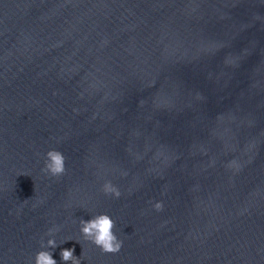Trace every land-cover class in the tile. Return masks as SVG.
Returning a JSON list of instances; mask_svg holds the SVG:
<instances>
[{
    "label": "water",
    "instance_id": "1",
    "mask_svg": "<svg viewBox=\"0 0 264 264\" xmlns=\"http://www.w3.org/2000/svg\"><path fill=\"white\" fill-rule=\"evenodd\" d=\"M99 214L117 253L81 232ZM73 247L264 264V0H0V264Z\"/></svg>",
    "mask_w": 264,
    "mask_h": 264
},
{
    "label": "clouds",
    "instance_id": "2",
    "mask_svg": "<svg viewBox=\"0 0 264 264\" xmlns=\"http://www.w3.org/2000/svg\"><path fill=\"white\" fill-rule=\"evenodd\" d=\"M45 167L42 171L50 173L52 176H60L65 172V157L62 152L58 150H50L46 154ZM103 191L106 194H113L116 198H119L121 193L117 187L111 182L104 185ZM157 211L163 210V203L157 202L154 205ZM81 232L84 238L91 241L97 247L105 253H117L120 251L123 245V241L118 238L114 232L116 227L115 221L108 214H99L94 216L91 220H80ZM52 229L49 230V235L52 233ZM56 240L49 239L47 244H41L42 248L55 249L57 247ZM75 248L63 249L60 253L62 260L65 264H81L80 257L74 255ZM35 264H57V261L53 259L52 252L49 250H41L36 254Z\"/></svg>",
    "mask_w": 264,
    "mask_h": 264
}]
</instances>
